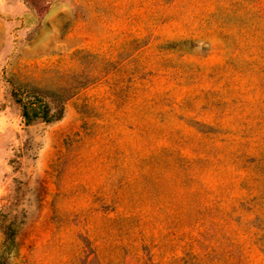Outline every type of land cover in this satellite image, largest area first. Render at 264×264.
Instances as JSON below:
<instances>
[{
  "label": "rangeland",
  "instance_id": "rangeland-1",
  "mask_svg": "<svg viewBox=\"0 0 264 264\" xmlns=\"http://www.w3.org/2000/svg\"><path fill=\"white\" fill-rule=\"evenodd\" d=\"M0 255L264 264V0H0Z\"/></svg>",
  "mask_w": 264,
  "mask_h": 264
},
{
  "label": "trees",
  "instance_id": "trees-1",
  "mask_svg": "<svg viewBox=\"0 0 264 264\" xmlns=\"http://www.w3.org/2000/svg\"><path fill=\"white\" fill-rule=\"evenodd\" d=\"M11 96L20 107L21 117L26 125H31L37 121L51 123L60 120L63 116V101L58 100L55 104H52L46 95L30 86L12 84ZM53 107L56 110H52ZM5 235L4 248L16 247L14 231L9 230ZM2 257L0 255V261Z\"/></svg>",
  "mask_w": 264,
  "mask_h": 264
}]
</instances>
